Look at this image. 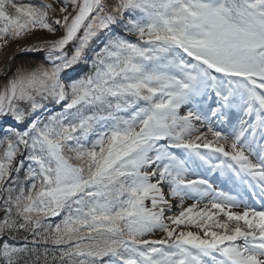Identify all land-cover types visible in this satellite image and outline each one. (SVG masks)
<instances>
[{"label": "snow or ice", "instance_id": "6c2138e0", "mask_svg": "<svg viewBox=\"0 0 264 264\" xmlns=\"http://www.w3.org/2000/svg\"><path fill=\"white\" fill-rule=\"evenodd\" d=\"M12 43L0 264H264V0H0Z\"/></svg>", "mask_w": 264, "mask_h": 264}, {"label": "rangeland", "instance_id": "374dc122", "mask_svg": "<svg viewBox=\"0 0 264 264\" xmlns=\"http://www.w3.org/2000/svg\"><path fill=\"white\" fill-rule=\"evenodd\" d=\"M44 34L43 33H40V32H38L37 34H36V36H43ZM35 39V38H34ZM34 39H33V41H34ZM30 42H32V41H22L21 43L22 44H28V43H30ZM17 45L16 44H14V43H12V44H10L6 49H4V51L2 52V53H0V70L4 67V63H5V60L7 59V57H8V55H9V53L11 52V50H12V48H14V47H16ZM71 47L72 46H70L69 47V51H71ZM34 54V55H33ZM33 54H30V56L28 55V56H24V55H22V56H20L19 58H17V59H14L13 60V65H12V67H11V70H10V72H9V74L6 76V77H4V78H2V79H0V85H3V83H4V80L7 78V77H10L15 71H16V69L18 68V67H20V66H29V65H33V64H36V63H41V62H43V60H44V56L42 55V53H37V52H33ZM37 54V55H36ZM39 55V56H38ZM78 69H81V68H78ZM77 69V70H78ZM54 109V106L52 107V108H49V110H53ZM54 110H58V107L57 108H55ZM5 127L7 126V125H4ZM218 190V189H217ZM188 203H192V201H188Z\"/></svg>", "mask_w": 264, "mask_h": 264}, {"label": "bare ground", "instance_id": "6f19581e", "mask_svg": "<svg viewBox=\"0 0 264 264\" xmlns=\"http://www.w3.org/2000/svg\"><path fill=\"white\" fill-rule=\"evenodd\" d=\"M31 43H34V41H32V42H30V43H28V44H23V45H24L25 47H27V46H28L29 44H31ZM70 46H71V45H70ZM70 46H69V47H70ZM17 50H23V49H18L17 46L14 47V48H12V50H11V52L9 53L7 59L5 60L4 67L0 70V74H2V73L5 72V70H6V68H7V64H8V67H9V68L12 67V65L14 64V63H13V60H14V58H15L14 56L16 55L15 52H16ZM30 52H35V51L30 50ZM36 55H37V54H36ZM42 55H43V54H42ZM38 56H39V55H38ZM215 126H216L217 128H219V129H221V130L224 129V125L219 124L218 122L216 123ZM213 179H214V181H215V186H216L217 182H220L221 185L229 187V188H230L229 191L235 189L234 185H232L231 182H228V181H227V182H224V179H223V178H220V177L217 178V176H216V177H214ZM219 179H221V181H220ZM230 184H231V185H230Z\"/></svg>", "mask_w": 264, "mask_h": 264}, {"label": "water", "instance_id": "95a60500", "mask_svg": "<svg viewBox=\"0 0 264 264\" xmlns=\"http://www.w3.org/2000/svg\"><path fill=\"white\" fill-rule=\"evenodd\" d=\"M15 53H16V55L14 56L15 57L14 59H17V58H19L22 55H24V56H28L29 55L30 56V54H33V52H30V50H28V51L17 50ZM10 70H11V67L9 68L8 64H7V68H6L5 72L0 74V79L6 77L9 74Z\"/></svg>", "mask_w": 264, "mask_h": 264}, {"label": "trees", "instance_id": "16d2710c", "mask_svg": "<svg viewBox=\"0 0 264 264\" xmlns=\"http://www.w3.org/2000/svg\"><path fill=\"white\" fill-rule=\"evenodd\" d=\"M24 2H29V0H24ZM31 2H35V0H31ZM100 45V40H97L94 44H92V48H98ZM89 55H91V53H89ZM79 68L81 69H78L77 71H80L81 73L87 69V65H80ZM53 106L52 105H49L48 108H52ZM9 123H11V121H9ZM56 221L58 222L59 218H55Z\"/></svg>", "mask_w": 264, "mask_h": 264}]
</instances>
